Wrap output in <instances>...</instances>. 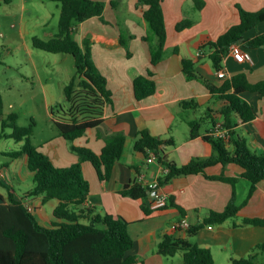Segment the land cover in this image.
Returning a JSON list of instances; mask_svg holds the SVG:
<instances>
[{
    "label": "crops",
    "instance_id": "1",
    "mask_svg": "<svg viewBox=\"0 0 264 264\" xmlns=\"http://www.w3.org/2000/svg\"><path fill=\"white\" fill-rule=\"evenodd\" d=\"M24 1L27 0H22L25 6ZM101 1L106 3L103 16L106 21L94 16L80 22L74 28V36L81 45L85 40L89 42L93 60L107 78L112 102L104 109L103 123L73 143L100 152L106 138L117 132L125 134L126 143L109 180H101L89 160L83 162V172L91 186L85 205L123 216L130 222L134 247L128 255L138 259L134 264H184L182 251L174 256H165L158 251L165 234L187 237L209 248L215 264H230L234 258L248 257L264 243V226L244 224L245 218H264V181L258 183L254 194L246 201L250 182L244 178V168L239 164L224 166L218 163L206 168L208 175L225 174L239 178L235 190L240 208L235 216L223 223L206 224L193 236L174 225L182 218H187L191 225H197L210 211H223L233 196L234 186L231 183L209 179L203 173L176 176L159 190L166 195L168 205L156 209L149 206V198L135 199L120 192L125 185L139 181L140 177L154 181L166 173V167L157 158L148 161L150 154L147 157L135 149V138L140 130L147 129L156 137L174 139V144L164 146L163 150L166 159L178 165L187 164L195 157L213 154V146L203 138V134L222 122L221 113L227 102L211 88L222 87L227 78L238 73H246L252 83L264 81V45L248 48L253 62L238 61L228 53L222 62L228 77L222 78L213 66L207 43L216 41L229 28L240 23L239 6L256 11L264 8V0H163L167 40L164 57L156 65L151 62L150 46L144 39L149 32L144 18L146 7L138 6V0ZM184 20H189L190 24L178 29L177 25ZM121 28L131 35L127 47L121 43ZM260 34L264 35V22L248 30L245 37L251 39ZM240 46L243 47V44ZM128 50L131 55H128ZM199 51L202 52L200 56L197 55ZM184 58L195 63L197 77H186ZM150 70L156 81V92L139 100L135 94L134 79L139 75H148ZM242 96L255 106L257 116L242 122L233 114L235 131L253 151L263 153L264 95L245 91ZM192 99L195 104L184 109L182 102ZM192 120L201 122V134L197 137L190 136L189 122ZM40 147L58 166H69L79 160L69 141L59 132ZM229 147L232 148V144ZM20 158L28 162L27 156ZM4 167L11 172L7 164ZM1 172L6 176L4 170L0 169ZM16 175L19 176L18 173ZM23 175L33 177L30 170ZM27 192L20 195L14 189L17 198L27 204L43 225L50 226L60 221L54 216L60 202L58 199L44 203L42 196L26 197ZM0 194L7 196L1 191ZM144 203L151 208L149 214L143 208Z\"/></svg>",
    "mask_w": 264,
    "mask_h": 264
},
{
    "label": "trees",
    "instance_id": "2",
    "mask_svg": "<svg viewBox=\"0 0 264 264\" xmlns=\"http://www.w3.org/2000/svg\"><path fill=\"white\" fill-rule=\"evenodd\" d=\"M56 1L60 3L61 9L58 33L48 39L35 36L33 45L49 52L70 53L74 56L76 72L65 87L68 104L60 105L58 115L53 111L52 114L59 134L70 142V148L79 156V160L69 166L56 165L40 146L32 142L33 126H19L16 113L4 116V100L0 94V139L5 137L23 141L19 150L9 151L7 154L14 159L27 156L28 169L33 173L34 185L26 193V197L42 196L44 203L50 199L60 201L54 210V216L60 221L45 226L27 204L17 198L13 188L9 189L7 196L0 194V264H134L138 259L128 255L134 247V239L129 231L130 222L123 216L101 212L85 205L91 186L82 167L83 162L89 160L99 178L109 180L124 151L125 134L117 132L107 137L100 152L73 143L75 139L103 123L104 109L112 102L107 78L96 66L89 42L85 40L84 45H81L74 36V28L80 22L94 16L106 21L103 18L106 3L101 0ZM137 5L146 7L144 18L148 23L149 32L144 39L150 46L151 62L156 65L164 57L167 40L163 0H138ZM238 8L240 23L229 28L216 41L207 43L209 56L216 70L222 68L223 59L231 46L243 44V48L249 51V47L264 45L263 34L251 39L245 37L248 30L264 22V8L256 11H249L241 6ZM189 24V20H184L177 28L183 29ZM120 37L121 43L127 47L131 35L121 28ZM128 55H131L129 50ZM183 71L188 79L198 76L195 63L191 59H183ZM152 76L153 72L150 70L148 75H139L134 79L137 99L142 100L156 92L157 85ZM211 90L218 92L227 102V106L222 110L223 119L220 122L222 128L227 131L226 137L215 134V127L219 123L203 134V138L213 146L214 152L211 156L195 157L184 165L168 161L163 147L174 144V139L156 137L147 129L138 131L134 142L137 151L147 157L150 151H153L157 160L168 168L165 175L159 178L160 187L176 176L194 173H203L209 179L226 181L234 186L233 196L227 207L223 211H210L197 225L190 224L187 229L189 236L196 234L206 224L223 223L235 216L240 208L236 202L235 190L239 178L225 174L208 175L207 167L218 163L224 166L229 163L242 166L243 176L250 182L246 201L254 194L258 183L264 181V152L257 153L249 147L246 140L236 133L232 118V115L236 114L242 122H248L257 116L255 106L242 94L251 91L264 95V81L252 83L246 73H238L227 78L222 87H212ZM194 104L193 99L182 102L184 109ZM189 125L191 137L201 134L199 120H192ZM6 128H12V131L6 132ZM229 144H232V148ZM120 193L135 199L149 198V206L152 208L153 197L150 188L140 181L125 185ZM150 207L145 203L143 205L147 214L151 212ZM244 224L264 226V218H245ZM158 251L165 256H174L182 251L184 264H215L209 248L202 247L187 237L177 238L172 234H165L159 243ZM262 252L264 243L258 245L248 257L234 258L230 264H264L259 261Z\"/></svg>",
    "mask_w": 264,
    "mask_h": 264
},
{
    "label": "rangeland",
    "instance_id": "3",
    "mask_svg": "<svg viewBox=\"0 0 264 264\" xmlns=\"http://www.w3.org/2000/svg\"><path fill=\"white\" fill-rule=\"evenodd\" d=\"M24 3L25 6L22 0L0 2V94L4 116L16 113L19 126H33L32 142L44 146L59 132L52 111L58 115L60 105L68 104L65 87L76 66L70 53H53L33 45L35 36L48 39L58 33L60 3L56 0ZM11 131L12 128H6V132ZM22 144L23 141L13 138L0 139V169L6 173V178L0 177V191L6 195L12 187L23 195L34 185L33 177L23 175L29 172L24 158L14 159L7 154L19 150ZM6 164L12 173L5 169ZM259 261L264 262V252Z\"/></svg>",
    "mask_w": 264,
    "mask_h": 264
},
{
    "label": "built area",
    "instance_id": "4",
    "mask_svg": "<svg viewBox=\"0 0 264 264\" xmlns=\"http://www.w3.org/2000/svg\"><path fill=\"white\" fill-rule=\"evenodd\" d=\"M229 53H231L233 55V57L238 61L253 62V58H252L250 51L245 50L240 45L231 46L229 49ZM197 55L198 56L202 55V52L201 51L197 52ZM217 73L222 78L228 77V73L224 68L217 70ZM215 134L219 137H226L227 131L225 128H222V125L219 123L215 127ZM155 159H156V156H155L154 152L150 151V156L148 158V161H154ZM167 170H168V168H166V172H167ZM0 177H2V178L5 177L3 172L0 173ZM139 181L142 182L144 185H147L150 188L151 192L156 191L155 194L151 193V195L153 197V201H152L151 206L153 208L156 209V208H160V207H163L164 205H166L167 197L165 194H163L159 191L160 190L159 179L154 180V181H149V180H145L144 177H140ZM190 224L191 223L187 218H182L174 225V227L187 230L188 227L190 226Z\"/></svg>",
    "mask_w": 264,
    "mask_h": 264
},
{
    "label": "water",
    "instance_id": "5",
    "mask_svg": "<svg viewBox=\"0 0 264 264\" xmlns=\"http://www.w3.org/2000/svg\"><path fill=\"white\" fill-rule=\"evenodd\" d=\"M150 193H152V194H155V193H156V191H152V192L150 191Z\"/></svg>",
    "mask_w": 264,
    "mask_h": 264
}]
</instances>
